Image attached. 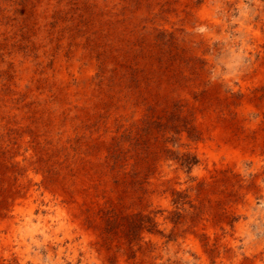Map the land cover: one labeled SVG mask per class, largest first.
Wrapping results in <instances>:
<instances>
[{"label": "rangeland", "instance_id": "374dc122", "mask_svg": "<svg viewBox=\"0 0 264 264\" xmlns=\"http://www.w3.org/2000/svg\"><path fill=\"white\" fill-rule=\"evenodd\" d=\"M0 264H264V0H0Z\"/></svg>", "mask_w": 264, "mask_h": 264}, {"label": "bare ground", "instance_id": "6f19581e", "mask_svg": "<svg viewBox=\"0 0 264 264\" xmlns=\"http://www.w3.org/2000/svg\"><path fill=\"white\" fill-rule=\"evenodd\" d=\"M65 210V209H64ZM82 234V233H81ZM251 240V239H250ZM60 252V251H59ZM51 254V253H50ZM59 254V253H58ZM251 255V254H250ZM253 256V255H252ZM251 256V257H252ZM55 257V256H54ZM59 257V256H58ZM50 258H52V257H50ZM59 259V258H58ZM28 260V259H27ZM54 260H56V259H54ZM56 261H58V260H56ZM52 262V261H51Z\"/></svg>", "mask_w": 264, "mask_h": 264}]
</instances>
